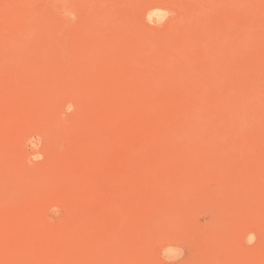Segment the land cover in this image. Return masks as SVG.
<instances>
[{
  "label": "rangeland",
  "instance_id": "rangeland-1",
  "mask_svg": "<svg viewBox=\"0 0 264 264\" xmlns=\"http://www.w3.org/2000/svg\"><path fill=\"white\" fill-rule=\"evenodd\" d=\"M0 264H264V0H0Z\"/></svg>",
  "mask_w": 264,
  "mask_h": 264
},
{
  "label": "clouds",
  "instance_id": "clouds-1",
  "mask_svg": "<svg viewBox=\"0 0 264 264\" xmlns=\"http://www.w3.org/2000/svg\"><path fill=\"white\" fill-rule=\"evenodd\" d=\"M248 242H249V243L254 242V236L250 237Z\"/></svg>",
  "mask_w": 264,
  "mask_h": 264
}]
</instances>
